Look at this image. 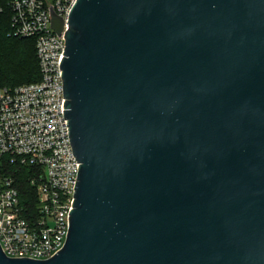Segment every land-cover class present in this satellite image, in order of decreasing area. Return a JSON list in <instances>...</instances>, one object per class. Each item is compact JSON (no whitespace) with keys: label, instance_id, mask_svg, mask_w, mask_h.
Instances as JSON below:
<instances>
[{"label":"water","instance_id":"obj_1","mask_svg":"<svg viewBox=\"0 0 264 264\" xmlns=\"http://www.w3.org/2000/svg\"><path fill=\"white\" fill-rule=\"evenodd\" d=\"M69 27L66 246L0 264H264V0H78Z\"/></svg>","mask_w":264,"mask_h":264},{"label":"built area","instance_id":"obj_2","mask_svg":"<svg viewBox=\"0 0 264 264\" xmlns=\"http://www.w3.org/2000/svg\"><path fill=\"white\" fill-rule=\"evenodd\" d=\"M78 0H0L10 33L34 41L41 79L0 88V157L36 170L37 214L23 205L15 179L0 175V246L10 258L48 260L70 232L81 162L65 118L63 69L69 18ZM63 20L61 34L53 17Z\"/></svg>","mask_w":264,"mask_h":264},{"label":"trees","instance_id":"obj_3","mask_svg":"<svg viewBox=\"0 0 264 264\" xmlns=\"http://www.w3.org/2000/svg\"><path fill=\"white\" fill-rule=\"evenodd\" d=\"M10 24L0 18V88L38 82L41 79L34 41L19 39L10 33ZM36 170L12 163L8 156L0 157V175L15 179L25 208L37 214V189L31 185Z\"/></svg>","mask_w":264,"mask_h":264}]
</instances>
